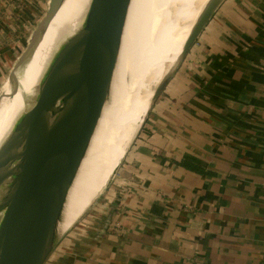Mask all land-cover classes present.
<instances>
[{
	"label": "crops",
	"instance_id": "0c3cea01",
	"mask_svg": "<svg viewBox=\"0 0 264 264\" xmlns=\"http://www.w3.org/2000/svg\"><path fill=\"white\" fill-rule=\"evenodd\" d=\"M33 4L0 0V90ZM46 264H264V0L221 3Z\"/></svg>",
	"mask_w": 264,
	"mask_h": 264
},
{
	"label": "water",
	"instance_id": "95a60500",
	"mask_svg": "<svg viewBox=\"0 0 264 264\" xmlns=\"http://www.w3.org/2000/svg\"><path fill=\"white\" fill-rule=\"evenodd\" d=\"M64 1L50 0L47 16L12 70L9 80L17 83L16 89L17 69L32 55ZM131 1L90 0L77 33L54 55L33 107L0 149V264H46L54 251L56 221L112 98ZM223 1L207 4L178 65L156 89L149 114ZM3 97L1 92L0 103Z\"/></svg>",
	"mask_w": 264,
	"mask_h": 264
},
{
	"label": "bare ground",
	"instance_id": "6f19581e",
	"mask_svg": "<svg viewBox=\"0 0 264 264\" xmlns=\"http://www.w3.org/2000/svg\"><path fill=\"white\" fill-rule=\"evenodd\" d=\"M141 1L140 11L131 13L135 18L130 24L133 28L131 39H126L128 21L132 18L127 16L112 98L91 138L56 221L57 234L66 233L105 190L121 155L130 148L149 114L147 111L153 104L155 88L178 65L194 25L210 2ZM89 4L90 0H65L32 55L17 69L18 88L17 83L9 79L4 84V97L0 103V149L13 134L19 119L33 107L41 80L54 55L77 33ZM128 41L131 42L130 47L123 45ZM161 70L165 71L160 76Z\"/></svg>",
	"mask_w": 264,
	"mask_h": 264
},
{
	"label": "rangeland",
	"instance_id": "374dc122",
	"mask_svg": "<svg viewBox=\"0 0 264 264\" xmlns=\"http://www.w3.org/2000/svg\"><path fill=\"white\" fill-rule=\"evenodd\" d=\"M34 2L33 6L32 7H29L27 10H25V12L22 14V19H19L17 21L14 22V25H12V35H14V39H13V42L9 43L8 45L11 44V51H14L13 53V56H11V60H10V67H9V70H8V73L6 74V79L5 81L3 82V86L4 84L6 83V81L8 79H10L11 77V74H12V70L13 68L15 67V65L17 64V62L19 61V59L22 57V55L26 52V50L28 49L29 47V44H30V41L34 35V33L36 32V30L39 28V25L41 24V22L44 20V18L47 16V13H48V9H49V2L50 0H32ZM209 0L206 1L205 4H207ZM204 4V5H205ZM134 5H136L134 7ZM141 5H142V1L141 0H137L136 4L133 3V1L131 2L130 4V9H129V12H128V16H130V18L134 17L133 14V11H140V8H141ZM153 5V2L152 4ZM132 6V7H131ZM135 8V9H134ZM203 8V7H202ZM202 10V9H201ZM129 18V19H130ZM131 18V21L129 20V24L127 25V34H126V39H131L132 35H133V28L131 27L132 25V21L135 19ZM131 24V25H130ZM125 39V40H126ZM130 41V40H129ZM126 42V43H123V45H129V47L131 46V42ZM122 44V42H121ZM122 46V45H121ZM10 55V54H9ZM119 59H120V54H119ZM118 59V61H119ZM165 71V70H161L160 72V76L163 74L162 72ZM158 88V86L155 88L154 90V93L156 92V89ZM165 90V89H164ZM0 92H2V88L0 90ZM163 94V92L161 93V95ZM1 95V94H0ZM154 95V94H153ZM152 95V96H153ZM160 95V96H161ZM151 102V99L150 101L146 104V107H145V110L147 111L148 108H149V103ZM151 109V107H150ZM149 109V110H150ZM149 110L147 111V113L149 112ZM147 113L145 114V116L143 117L142 121L144 120V118L146 117ZM139 132V130H138ZM137 132V133H138ZM137 136V134H136ZM135 136V138H136ZM134 138V140H135ZM133 140V141H134ZM133 143V142H132ZM132 145V144H131ZM129 149H127L126 151L123 152V154L121 155V159L119 160V162L117 163V166L115 167V170L114 172L112 173V175L110 176V178L108 179V182H107V185L109 184L111 178L113 177L115 171L118 169V167L120 166L121 162L123 161V159L125 158L127 152H128ZM106 185V187H107ZM105 187V188H106ZM78 222V221H77ZM76 222V223H77ZM76 223L74 225H76ZM73 225V226H74ZM72 226V227H73ZM71 227V228H72ZM70 228V229H71ZM69 229V230H70ZM68 230V231H69ZM67 231V232H68ZM66 233L64 234H59L57 236V243H56V246L54 249L57 248L58 244L62 241V239L65 237Z\"/></svg>",
	"mask_w": 264,
	"mask_h": 264
},
{
	"label": "trees",
	"instance_id": "16d2710c",
	"mask_svg": "<svg viewBox=\"0 0 264 264\" xmlns=\"http://www.w3.org/2000/svg\"><path fill=\"white\" fill-rule=\"evenodd\" d=\"M181 165L184 166L185 168H188V169H193V170L201 171L199 168L193 166L192 164H190L188 162H182Z\"/></svg>",
	"mask_w": 264,
	"mask_h": 264
}]
</instances>
